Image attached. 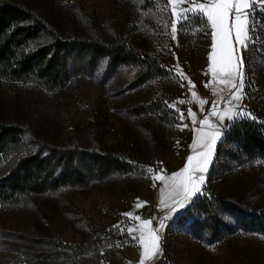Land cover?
<instances>
[{
    "label": "rangeland",
    "instance_id": "1",
    "mask_svg": "<svg viewBox=\"0 0 264 264\" xmlns=\"http://www.w3.org/2000/svg\"><path fill=\"white\" fill-rule=\"evenodd\" d=\"M2 1L26 7L46 27L30 41V48L53 34L107 45L126 43L141 58L156 61L161 72L140 80L136 64L109 69L103 57L92 71L51 86L32 74L15 77L0 68V121L21 131L19 146L0 157V177L19 156L48 146L110 152L129 163L127 172H110L87 185H63L0 201V259L8 264H141L139 226L147 219L152 229L157 228L161 219L153 223L154 209L163 210L159 216L164 218L176 207L173 201L181 199L183 178L168 177L181 172L187 158L195 155L200 121L207 117L216 125L220 115L240 110L250 114L242 117L264 121V15L259 16L258 3L253 13L256 31L249 32L255 39L246 50L236 43L232 29L229 42L236 56L243 55L245 86L244 98L227 108L236 88L219 83L226 77L213 81L210 74L213 30L207 18L194 15L182 26L177 24L175 39L171 27H165L175 19L170 16L173 7L179 11L188 3ZM231 23L229 15L226 27ZM216 54L222 58L219 36ZM181 72L182 77L177 75ZM235 83L238 87L239 76ZM201 99L207 101L203 106ZM213 102L216 116L210 114ZM176 109L184 113L183 121ZM231 122L225 115L223 133ZM213 130L203 126L204 132ZM220 140L211 149L201 193L184 200L185 206L164 220L166 227L157 233L161 251L145 258L144 264H264V160L231 142L215 155ZM155 175L165 179L154 180ZM137 216L139 220L134 219ZM143 231L148 241V229Z\"/></svg>",
    "mask_w": 264,
    "mask_h": 264
},
{
    "label": "trees",
    "instance_id": "2",
    "mask_svg": "<svg viewBox=\"0 0 264 264\" xmlns=\"http://www.w3.org/2000/svg\"><path fill=\"white\" fill-rule=\"evenodd\" d=\"M44 28L26 7L9 1L0 2V68L15 77L32 74L51 86L64 82L71 75L92 71L103 57H106L109 69L120 64H136L140 80L161 72L156 61L141 58L140 53L126 43L107 45L97 39H64L51 33V39L30 48V41L38 38ZM20 134L19 126L0 121V157L19 146ZM229 142L264 160V121L242 116L232 120L216 146L215 155H219ZM128 170V161L110 152L79 147H42L19 156L8 172L0 177V201L63 185H87L110 172ZM159 213L164 212L155 208L153 223L155 218H163ZM100 236L107 235L100 233ZM159 262L152 264H163ZM0 264L8 263L0 259Z\"/></svg>",
    "mask_w": 264,
    "mask_h": 264
},
{
    "label": "snow or ice",
    "instance_id": "3",
    "mask_svg": "<svg viewBox=\"0 0 264 264\" xmlns=\"http://www.w3.org/2000/svg\"><path fill=\"white\" fill-rule=\"evenodd\" d=\"M169 5H176L178 3H188L189 6L185 8L176 10L173 7L170 16L175 17L169 23L165 24V27H171L172 38L175 39V35L177 33V24L181 26L186 23L188 20L192 18L194 15H199L207 18V21L210 23L212 28V37H213V53L211 55V59L213 60V66L211 68L213 81L217 80V67H216V57H215V47H216V39L217 36L221 38L222 43V64L219 69V72L226 77L225 79H220L219 83H223L229 88H236V91L232 93L231 100H242L244 95L242 94V90L245 86L244 80V60L242 53L239 56L235 55V50L232 44L229 42L230 37L232 35V29L235 30V40L238 45H240L243 49H247L248 43H250L255 37L249 36V32H255L256 28L254 27L257 23L254 18V11L257 3L264 5V0H166ZM197 5V6H193ZM229 15H231L232 23L230 27H226L225 22L228 19ZM182 30V28H181ZM178 76H183L182 72L177 73ZM239 76V86L237 87L235 81ZM190 83V82H189ZM212 81H209L205 84V87H209ZM183 88L185 85L183 83L180 84ZM213 94H216V89L213 88ZM193 99L197 98V93L192 92ZM231 100L229 103H231ZM178 103H185L184 100H178ZM200 105L207 103L206 100L201 99L199 101ZM170 107H175V105H170ZM179 112V117L181 121L185 119L184 113L180 112L179 109H176ZM210 114L212 116L217 115L216 111V102H213V107L210 109ZM227 119L229 121L236 119L239 116L250 115L249 113H245L243 110L239 112L226 113ZM225 115L219 116V124L214 125L207 117L200 121L201 129L199 139L194 140L193 150L195 155L189 156L187 158V164L181 172L174 174L172 177H168V179L175 181L177 177H182L181 183L179 187L182 191L179 193L181 196L180 200H175L173 203L176 207L170 208V214L166 215L162 218L157 228L152 229L150 226L152 224L151 220H144L143 223L139 226L141 229V234L139 237V242L144 247V252L142 254L141 264H144V259H151L158 252L161 251L159 241L161 237L157 234L161 228L166 227L164 220L170 219L171 214H174L179 208H183L184 200H191V197L194 195L201 193V186L205 183V175L203 173L207 172V164L211 159V149L216 144V142L222 138V133L224 130V120ZM188 116L192 118L193 123L196 122L195 113L192 112L191 109L188 110ZM179 126V125H178ZM185 127L187 125H184ZM203 126H207L209 128L214 129L210 132H204ZM202 141V142H201ZM202 149L201 151L196 152L195 149ZM195 162V163H194ZM148 171H152L148 169ZM201 173L200 175H196V173ZM154 180H164L165 177L162 175H155L153 177ZM163 203V201H162ZM141 205L137 204V207ZM166 208L170 207L167 203L164 205ZM131 215V214H124ZM134 219L139 220L140 217H134ZM143 229H148V241L145 239ZM134 229H128V232H133ZM136 239V237H133ZM150 243V248H149Z\"/></svg>",
    "mask_w": 264,
    "mask_h": 264
},
{
    "label": "crops",
    "instance_id": "4",
    "mask_svg": "<svg viewBox=\"0 0 264 264\" xmlns=\"http://www.w3.org/2000/svg\"><path fill=\"white\" fill-rule=\"evenodd\" d=\"M236 48V47H235ZM236 52V51H235ZM218 53L220 54L221 52L220 51H218ZM216 67H217V76H221V77H224L220 72H219V69H220V67H221V64H222V58L221 59H219L220 57L216 54ZM211 62V61H210ZM209 62V63H210ZM211 65V64H210ZM212 66L213 65H211V68H212ZM210 74L212 75V72H210ZM236 90H233L231 93H234ZM231 96H232V94L230 95V97H229V99H228V102L226 103V104H228V106H227V108H229V107H231L234 103V100H231ZM231 100V103H229V101ZM224 105L225 104H223V106H221V108L224 110ZM232 108V107H231ZM173 165H174V163H173ZM168 191H170V190H168Z\"/></svg>",
    "mask_w": 264,
    "mask_h": 264
},
{
    "label": "built area",
    "instance_id": "5",
    "mask_svg": "<svg viewBox=\"0 0 264 264\" xmlns=\"http://www.w3.org/2000/svg\"><path fill=\"white\" fill-rule=\"evenodd\" d=\"M258 13L261 15H264V5H261L260 3H258Z\"/></svg>",
    "mask_w": 264,
    "mask_h": 264
}]
</instances>
